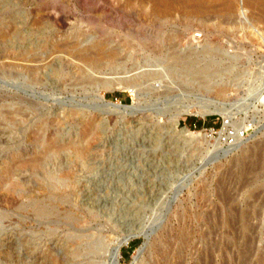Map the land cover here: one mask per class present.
I'll list each match as a JSON object with an SVG mask.
<instances>
[{
    "label": "rangeland",
    "instance_id": "rangeland-1",
    "mask_svg": "<svg viewBox=\"0 0 264 264\" xmlns=\"http://www.w3.org/2000/svg\"><path fill=\"white\" fill-rule=\"evenodd\" d=\"M198 1L0 0V264H264V0Z\"/></svg>",
    "mask_w": 264,
    "mask_h": 264
},
{
    "label": "bare ground",
    "instance_id": "bare-ground-1",
    "mask_svg": "<svg viewBox=\"0 0 264 264\" xmlns=\"http://www.w3.org/2000/svg\"><path fill=\"white\" fill-rule=\"evenodd\" d=\"M153 1V10H154V12L155 13H166V11H167V9L169 8V9H171L174 5V3L173 2H171L172 0H152ZM193 1V0H192ZM248 2H249V0H248ZM251 2V1H250ZM249 2V3H250ZM173 3V4H172ZM180 4V3H179ZM253 4V3H252ZM173 5V6H172ZM224 5V4H223ZM171 7V8H170ZM257 7V6H256ZM190 8V7H189ZM176 9V8H175ZM191 9H192V11H195V12H199L200 10H202V9H204V7H203V4L201 5L200 3H199V1L198 0H196V3H194L193 5H192V7H191ZM169 11V10H168ZM194 13V12H193ZM196 36V35H195ZM110 53V52H109ZM108 53V55H111V54H109ZM80 54H81V52H78V54L77 55H79L80 56ZM104 55V54H103ZM102 55V56H103ZM106 56V55H105ZM112 56V55H111ZM113 56H114V54H113ZM87 57H88V55H87ZM86 57V55H82L81 54V60L83 61L84 59H86V60H89V61H92L90 58H87ZM96 57V56H95ZM93 58V57H92ZM97 58V57H96ZM102 58V57H101ZM94 59V58H93ZM98 59V58H97ZM96 59V60H97ZM99 59H100V57H99ZM108 59V58H107ZM110 59V58H109ZM111 59H112V57H111ZM85 60V61H86ZM101 60V59H100ZM95 60H93L91 63L93 64V63H95L94 62ZM90 63V64H91ZM98 65V64H97ZM92 66V65H91ZM99 66V65H98ZM97 66V67H98ZM94 67H95V65H94ZM96 67V68H97ZM264 74V73H263ZM201 79V78H200ZM205 85L207 86V88L209 87V90L210 91H212V92H216V94H221V93H223L224 91H226V89H227V86H226V84H218V83H216V82H211L210 80L209 81H207L206 83H205ZM264 88V83H262V85L260 86V88H259V90H258V92H257V100L260 98V93H261V90ZM231 91V90H230ZM100 100H103L104 101V99H103V97L102 96H100ZM113 104V103H112ZM114 105H116V104H114ZM120 106V105H119ZM122 107H130V106H122ZM178 116V115H177ZM176 117V116H175ZM177 119V118H176ZM174 124V123H173ZM177 124H178V120L175 122V129L177 130V131H179L181 134H183V135H185V136H190L192 133H190V131L187 129V128H181V129H179L178 127H177ZM174 128V127H173ZM239 135H241L239 132H238V136ZM240 139V138H239ZM225 152V155H226V153L228 154V150H225L224 151ZM260 153V152H259ZM252 162V161H251ZM249 163V162H248ZM250 173V172H249ZM245 174V173H244ZM251 174V173H250ZM223 191V190H222ZM140 236L141 237H143L144 239H148V237H149V234H147V233H141L140 234ZM126 241V240H125ZM144 245V244H143ZM116 249V248H115ZM105 250V249H104ZM101 251V250H100ZM143 251V248H141L140 250H139V252H138V255L137 256H135L136 258H138V256H140V254H141V252ZM137 253V252H136ZM104 254V253H103ZM118 251L116 250V256L118 257ZM113 257V256H112ZM135 257L133 258L134 260H135ZM116 258V257H115ZM135 262V261H134ZM137 262V261H136Z\"/></svg>",
    "mask_w": 264,
    "mask_h": 264
},
{
    "label": "built area",
    "instance_id": "built-area-1",
    "mask_svg": "<svg viewBox=\"0 0 264 264\" xmlns=\"http://www.w3.org/2000/svg\"><path fill=\"white\" fill-rule=\"evenodd\" d=\"M260 72L264 73V62L259 65L258 73H260ZM257 108L260 111H264V88L261 90L260 98H259L258 103H257Z\"/></svg>",
    "mask_w": 264,
    "mask_h": 264
},
{
    "label": "water",
    "instance_id": "water-1",
    "mask_svg": "<svg viewBox=\"0 0 264 264\" xmlns=\"http://www.w3.org/2000/svg\"><path fill=\"white\" fill-rule=\"evenodd\" d=\"M111 104H112V102H111ZM113 104H115V103H113ZM118 105H120V104H118ZM120 106H127V105H120Z\"/></svg>",
    "mask_w": 264,
    "mask_h": 264
}]
</instances>
